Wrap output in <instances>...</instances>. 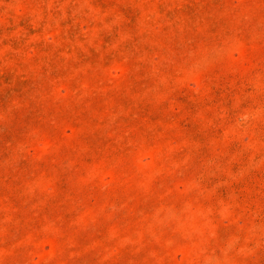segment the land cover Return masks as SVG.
<instances>
[{"label":"rangeland","instance_id":"rangeland-1","mask_svg":"<svg viewBox=\"0 0 264 264\" xmlns=\"http://www.w3.org/2000/svg\"><path fill=\"white\" fill-rule=\"evenodd\" d=\"M0 264H264V0H0Z\"/></svg>","mask_w":264,"mask_h":264}]
</instances>
